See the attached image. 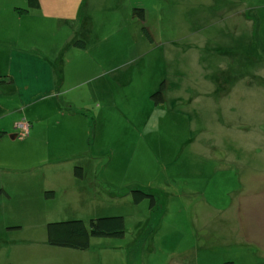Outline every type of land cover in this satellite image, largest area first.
Here are the masks:
<instances>
[{
    "label": "rangeland",
    "instance_id": "rangeland-1",
    "mask_svg": "<svg viewBox=\"0 0 264 264\" xmlns=\"http://www.w3.org/2000/svg\"><path fill=\"white\" fill-rule=\"evenodd\" d=\"M93 2L98 21L112 10L147 9L139 22L154 45L182 37L181 49L187 34L204 36L199 53L209 84H191L188 93L205 105L192 102L179 119L168 117L166 104L152 115L154 91L141 75L117 90L111 84L102 119H84L70 135L42 129L19 136L6 223L19 226L12 230L20 244L15 264H242L254 253L264 257V0ZM221 68L237 82L215 86ZM247 73L253 93L245 100ZM132 189L154 195V206L148 197L134 203ZM108 215L124 217L122 238L93 237L84 250L46 242L48 222Z\"/></svg>",
    "mask_w": 264,
    "mask_h": 264
},
{
    "label": "crops",
    "instance_id": "crops-1",
    "mask_svg": "<svg viewBox=\"0 0 264 264\" xmlns=\"http://www.w3.org/2000/svg\"><path fill=\"white\" fill-rule=\"evenodd\" d=\"M38 1L37 8H30L27 0H0V264H15V257H20V244L12 231L19 226L6 224L10 223L8 200L14 194L11 174L15 148H22L16 147L18 122L30 123V135L42 129L58 137L67 135L76 126L78 130V123L84 119L105 117L111 84L117 90L143 75L147 91H155L165 82L164 102L152 105V115L164 110L166 104L168 117L179 119L185 110L189 113L192 102L205 105L202 97H190V85L203 89L209 84L204 56L199 53L204 36L187 34L186 48L181 49L182 37L166 38L165 44L154 45V38L149 41L139 20L126 10L121 16L116 10L108 11V16L98 21L94 0ZM77 40L84 41V46H77ZM188 42L195 43L196 48L191 49ZM123 43H127L126 49ZM223 74L222 68L216 73L219 78L215 76V86L224 88L228 82H237L236 75ZM248 75L244 79L247 77L249 86L246 80L240 84L245 100L253 93ZM246 105L248 108V102ZM238 111L241 115L242 110ZM246 112L250 113L248 109ZM25 141H20L22 146ZM24 163L26 168L35 165L34 159ZM254 254L242 264H264V257Z\"/></svg>",
    "mask_w": 264,
    "mask_h": 264
},
{
    "label": "trees",
    "instance_id": "trees-1",
    "mask_svg": "<svg viewBox=\"0 0 264 264\" xmlns=\"http://www.w3.org/2000/svg\"><path fill=\"white\" fill-rule=\"evenodd\" d=\"M28 7L37 8L38 0H27ZM133 16L143 22L145 20V11L143 8H133ZM142 31L149 41H153L151 31L145 25ZM77 46H84L82 40L75 41ZM165 82H161L160 86L155 90L151 99L154 104L164 102ZM82 168L74 167V175L78 178L82 177ZM132 200L138 204L144 198L148 197L150 208L155 204L154 195L139 189L130 190ZM49 195L52 191L47 192ZM52 195V194H51ZM125 235V219L121 215L97 216L90 218L87 222L82 219H69L61 221L48 222L46 225V242L51 246L84 250L89 247L90 239L93 237H110L122 238ZM225 264H233L232 261H226Z\"/></svg>",
    "mask_w": 264,
    "mask_h": 264
},
{
    "label": "built area",
    "instance_id": "built-area-1",
    "mask_svg": "<svg viewBox=\"0 0 264 264\" xmlns=\"http://www.w3.org/2000/svg\"><path fill=\"white\" fill-rule=\"evenodd\" d=\"M30 123L25 120H21L17 123L18 136L25 137L29 133Z\"/></svg>",
    "mask_w": 264,
    "mask_h": 264
},
{
    "label": "water",
    "instance_id": "water-1",
    "mask_svg": "<svg viewBox=\"0 0 264 264\" xmlns=\"http://www.w3.org/2000/svg\"><path fill=\"white\" fill-rule=\"evenodd\" d=\"M13 138V137H12Z\"/></svg>",
    "mask_w": 264,
    "mask_h": 264
}]
</instances>
